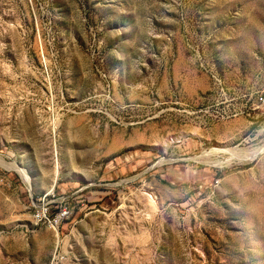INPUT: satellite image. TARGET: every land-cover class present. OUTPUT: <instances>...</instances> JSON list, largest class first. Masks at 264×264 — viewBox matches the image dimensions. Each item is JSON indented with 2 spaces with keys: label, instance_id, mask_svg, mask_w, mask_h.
I'll use <instances>...</instances> for the list:
<instances>
[{
  "label": "rangeland",
  "instance_id": "obj_1",
  "mask_svg": "<svg viewBox=\"0 0 264 264\" xmlns=\"http://www.w3.org/2000/svg\"><path fill=\"white\" fill-rule=\"evenodd\" d=\"M0 159V264H264V0H0Z\"/></svg>",
  "mask_w": 264,
  "mask_h": 264
},
{
  "label": "built area",
  "instance_id": "obj_2",
  "mask_svg": "<svg viewBox=\"0 0 264 264\" xmlns=\"http://www.w3.org/2000/svg\"><path fill=\"white\" fill-rule=\"evenodd\" d=\"M54 196L53 190L44 192L36 203H32V220L35 225H42L51 229L58 228L66 219L70 210L66 205L52 206L48 197Z\"/></svg>",
  "mask_w": 264,
  "mask_h": 264
},
{
  "label": "bare ground",
  "instance_id": "obj_3",
  "mask_svg": "<svg viewBox=\"0 0 264 264\" xmlns=\"http://www.w3.org/2000/svg\"><path fill=\"white\" fill-rule=\"evenodd\" d=\"M236 152V151H235ZM242 152V151H241ZM232 154H233V152H231ZM252 154L253 153H247V152H244V153H242V154H236L235 156H252ZM233 156V155H232ZM0 162H2L1 161V159H0ZM57 168H58V166L56 165V171H55V174H57ZM28 178V177H27Z\"/></svg>",
  "mask_w": 264,
  "mask_h": 264
}]
</instances>
